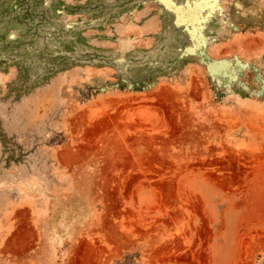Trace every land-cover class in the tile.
<instances>
[{
  "label": "rangeland",
  "instance_id": "1",
  "mask_svg": "<svg viewBox=\"0 0 264 264\" xmlns=\"http://www.w3.org/2000/svg\"><path fill=\"white\" fill-rule=\"evenodd\" d=\"M0 264H264V0H0Z\"/></svg>",
  "mask_w": 264,
  "mask_h": 264
}]
</instances>
